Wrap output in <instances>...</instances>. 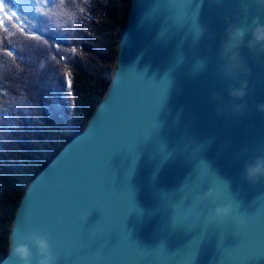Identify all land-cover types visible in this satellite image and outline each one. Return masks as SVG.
Returning <instances> with one entry per match:
<instances>
[{
  "label": "water",
  "instance_id": "95a60500",
  "mask_svg": "<svg viewBox=\"0 0 264 264\" xmlns=\"http://www.w3.org/2000/svg\"><path fill=\"white\" fill-rule=\"evenodd\" d=\"M245 2L130 0L104 96L28 183L0 264H21L13 239L41 230L57 264H264V178L245 176L264 156V53L247 46L264 6ZM229 24L249 30L243 100L228 94L240 82L221 74ZM221 183L220 203L240 212L209 224L213 205L192 199Z\"/></svg>",
  "mask_w": 264,
  "mask_h": 264
},
{
  "label": "trees",
  "instance_id": "16d2710c",
  "mask_svg": "<svg viewBox=\"0 0 264 264\" xmlns=\"http://www.w3.org/2000/svg\"><path fill=\"white\" fill-rule=\"evenodd\" d=\"M130 0H0V94L26 90L39 113L0 121V258L33 176L103 98ZM69 81L71 83L69 84Z\"/></svg>",
  "mask_w": 264,
  "mask_h": 264
},
{
  "label": "clouds",
  "instance_id": "9594fccd",
  "mask_svg": "<svg viewBox=\"0 0 264 264\" xmlns=\"http://www.w3.org/2000/svg\"><path fill=\"white\" fill-rule=\"evenodd\" d=\"M258 5L264 6V0H255ZM242 5H246L245 0H241ZM251 39L248 40L247 46L252 51L261 54L264 53V22H261L259 17L252 21ZM204 29H197V36L204 33ZM249 30L245 27L235 24H229L226 30V37L222 41L220 56L224 60L221 66V74L226 78L239 81V76L244 73L250 72V69L245 62L240 48L245 42V37ZM204 62H198V67H203ZM10 73L0 71V79ZM240 87L229 85L228 94L233 100H243L248 94V82L239 81ZM211 97L214 101L223 100L221 93L213 92ZM260 110L264 111V104L258 105ZM231 108L234 112H242L245 108L244 104H232ZM23 111L25 115H34L39 113V106L33 102V98L29 93L21 88L16 90H8L0 94V121L6 120L10 115L19 117L20 112ZM245 176L249 182H259L264 178V156H257L253 160L245 164ZM222 184V183H221ZM223 187L211 186L207 191L202 194L196 195L192 199V204L197 207H203L207 203H211L213 207L208 212L209 224L214 223L216 220H223L231 217L234 213L240 212L239 205L228 199L227 202L220 203L224 191L227 188L224 184ZM90 212L85 211L81 215V221L88 223ZM29 217L26 214L25 220ZM239 220V216H237ZM240 220V223H243ZM35 248V252L33 251ZM10 254L17 257L21 264H57L60 259L54 254L52 245L49 242L48 235L43 230L39 232H30L21 235L19 240L12 241L10 247Z\"/></svg>",
  "mask_w": 264,
  "mask_h": 264
},
{
  "label": "snow or ice",
  "instance_id": "6c2138e0",
  "mask_svg": "<svg viewBox=\"0 0 264 264\" xmlns=\"http://www.w3.org/2000/svg\"><path fill=\"white\" fill-rule=\"evenodd\" d=\"M71 83V81H69V84Z\"/></svg>",
  "mask_w": 264,
  "mask_h": 264
}]
</instances>
